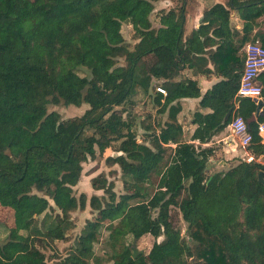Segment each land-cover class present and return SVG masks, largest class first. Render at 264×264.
Masks as SVG:
<instances>
[{"label": "trees", "instance_id": "trees-1", "mask_svg": "<svg viewBox=\"0 0 264 264\" xmlns=\"http://www.w3.org/2000/svg\"><path fill=\"white\" fill-rule=\"evenodd\" d=\"M155 1L0 0V204L11 207L14 217L4 238L9 240L0 245V264H48L35 237L67 239L71 213L86 206V195L73 191L82 164L107 148L117 154L105 162L117 164L136 188L116 195L103 173L93 177V188L108 197H90L98 215L55 264H91L103 219L107 243L119 251L106 264H264V187L257 179L260 171L264 176V162L256 159L264 155L257 135L264 79L263 113L249 121L258 105L249 97L238 98L233 113L244 47L257 39L264 47V32L253 31L264 15V0L215 3L185 38L184 9L174 17L161 13L154 25ZM231 10L242 18L241 30L231 27ZM123 22L132 26V46L122 34ZM209 35L217 39L215 47H205ZM149 54L156 59L147 68ZM209 60L223 78L202 96L200 106L211 111L195 112L193 136L207 140L237 113L252 137L253 158L225 171L210 172L211 149L181 141L176 120L179 100L200 96L197 82L182 70L192 61L207 66ZM82 68L88 74H81ZM151 75L168 79L162 82L166 94L154 99L168 120L153 149L139 144L133 120L124 115L133 90L147 91ZM59 102L88 108L62 118L47 110ZM168 142L176 146L165 162L162 144ZM153 170L166 201L142 188ZM180 219L188 224L190 242L177 229ZM145 234L154 238L149 258L143 252L132 257L127 238Z\"/></svg>", "mask_w": 264, "mask_h": 264}, {"label": "rangeland", "instance_id": "rangeland-1", "mask_svg": "<svg viewBox=\"0 0 264 264\" xmlns=\"http://www.w3.org/2000/svg\"><path fill=\"white\" fill-rule=\"evenodd\" d=\"M160 4H154V9L150 15V18L154 25L159 24V17L161 13L166 14L165 8H159L158 6ZM164 5V3L161 4V6ZM173 5V6H172ZM171 7L176 9V14L180 12L181 9L189 10L193 7V0H185L184 2L182 0H175L173 1V4ZM122 34L124 36V39L126 43H128L130 46H132L136 42V38L134 36V32L132 29V26L127 23L123 22L121 27ZM258 40V39H257ZM256 41V40H255ZM259 41V40H258ZM260 42V41H259ZM118 63L123 64L124 60L122 57L118 59ZM81 74H88V71L86 69H83L80 71ZM259 81H263L264 74L259 75ZM136 102L134 104L128 103L124 106V115H134L135 116V126L134 128L139 133V138H142V132L140 128L141 121L146 117V120L150 117H158V113L156 111V107L154 104L145 96V94L142 93L141 90H139L135 96L133 97ZM86 108H88V105L83 103L80 106H75L73 104L66 105L63 102H59L58 104H48L47 110H55L59 112L62 118H68L72 116L81 115ZM148 115V117H147ZM155 115V116H153ZM165 117L162 116V118ZM145 120V121H146ZM231 131L229 128H226L224 130V135L227 136L230 134ZM221 143V142H220ZM238 144V143H237ZM217 145V143H215ZM239 145V144H238ZM240 146V145H239ZM216 148L218 146H215ZM170 152V150H167ZM167 152V153H168ZM116 155L117 153L113 151L111 148H107L103 153H99L97 150V154L95 157V160L88 159L86 162L82 164V172H84V175L80 176V181L73 187L74 194L76 197L79 196L81 192H84L86 195V207L84 209L78 208L75 211L71 213V219L72 223L67 226V239H56V240H45L43 237L35 238V243L37 247L45 254V259L48 264H55V261H60L64 258V256L68 253L71 245L73 244L76 237L80 234V232L83 230L84 226L87 223H90L93 221V219L98 215L96 210H93L89 205V200L92 195L97 194L98 196H104L108 197L106 193L103 192L102 189H93L91 187V180L89 175H98L100 173H103L106 178L113 183V191L116 193V195H119L121 193L126 192H132L135 190L136 185L133 184L130 181V177L127 175L122 174L120 167L117 164H109L106 163L105 158L107 155ZM214 160L210 163V172L214 171H225L234 164L238 163L240 160H245L246 156H235L232 158H226L224 154L214 153ZM257 160L264 162V155H260L256 158ZM221 160L225 161L226 163H223L221 165ZM94 163V164H93ZM81 172V174H82ZM91 172V174H90ZM156 184V178L153 177L151 179V182L148 186H142V188H148L147 191L151 193V195L158 199L159 201H166L167 196L165 194V191H163L160 188L155 187ZM57 209H49L48 213L50 215H54ZM42 218V215L39 217V219ZM103 224L99 227V239L94 243L93 251L94 256L91 259V264H106L109 255L113 254L116 251L112 248V246L107 243V234L108 231L105 229L106 227V221L107 219H103ZM14 226V217H13V209L11 207H4L0 204V240L4 241V238H6V235L8 233V228ZM19 231H21V228H17ZM177 229L180 231L181 235L184 238L185 242H190V237L188 233V224L184 220L180 219L177 223ZM158 239H161L159 237ZM134 239L132 240L130 237L127 238V243H129L130 248L133 243ZM154 242L153 236L150 234H145L141 236L139 239L136 240L137 249L141 250L145 254V259L147 260L150 256V249L152 247V244ZM118 250V249H117ZM132 250V249H131Z\"/></svg>", "mask_w": 264, "mask_h": 264}, {"label": "crops", "instance_id": "crops-1", "mask_svg": "<svg viewBox=\"0 0 264 264\" xmlns=\"http://www.w3.org/2000/svg\"><path fill=\"white\" fill-rule=\"evenodd\" d=\"M173 1H175V0H157L154 2V4L155 5L157 3L160 4V5H158V6H160L159 8H165L166 9L165 12H166L167 16L174 17L177 14H176V9H174V7L173 8L171 7V5L173 4ZM227 1L228 0H193V7L190 8L189 10H184V14H185V23H184V28H183L184 38L189 33H191V31H193V29H196L200 25L201 20L203 18V12L206 9H208L209 7H211L215 3H221V4L226 5ZM162 3H164V5L161 6ZM258 23H259V25L255 26L253 31L255 32V31L259 30L261 32H264V15L258 20ZM230 25H231V27L236 28L238 30H241V28L243 26V20L235 10L230 11ZM216 44H217V39L214 36L209 35L205 41V47L206 48L207 47H215ZM155 59L156 58L153 54H149V55L144 57V61H145L147 68H149L154 63ZM206 68L207 69L209 68L211 71H209L208 73L205 72L204 69H206ZM263 72L264 71H261L260 74ZM182 74L184 77L190 78V79L197 82L198 87H199V91H200V96H198V97H183L179 100V112L176 115V120H177V124L180 126V140L183 142L193 144L196 147V149H203V148H210L211 149L210 154L208 155V160H207V166H208L207 168L209 170H210V166H211L210 163L214 160V157H213L214 153L224 154L226 156V158H232L235 156H241V157L246 156L245 160L252 159L253 154L248 149V146H245V147L241 146L239 144L237 138L235 136H233L232 133L228 134L227 136L224 135V130L226 128H229V130H230V126H229L230 122L223 130L216 132L207 140L199 141V139H197L193 136L194 132L197 128V123L194 122L195 112L198 111L201 113H208L211 111L209 108H203L200 106V100H201L202 96L205 93H207L223 77L220 74L214 72L213 64L210 60L208 61L207 66H204L203 64H200L196 61H192L190 65H187L182 70ZM164 79H166V78L161 77V76L151 75L148 90L146 91L139 86L136 87L133 90V94H132L131 100L129 102L131 104H134L136 102V100L133 97L135 96V94L139 90H141L142 93L145 94V96L156 107V111L159 114L158 117H155V118L150 117L149 118L147 115V117L149 119L146 120V117H144V119H142V121H141L142 128H140V130L142 132V138H139V133L134 128L136 130L137 141L139 142V144H141L147 148H151V149H153V146H152L153 145L152 144L153 139L155 138V136L156 137L159 136L161 127L164 126L165 122L168 120V112L165 111L164 113H160L159 112L160 104H157L154 102L155 97L158 96L159 94H162V93H159L156 91V87L159 85L163 87L162 82L164 81ZM166 80H168V79H166ZM257 80L259 81V78H257ZM259 83H261V82L259 81ZM162 95H165V94H162ZM238 101L239 100L235 97V102H234L235 105H234L233 113H234L236 107L238 106ZM129 114L130 113L128 112V117H130L133 120V122H134L133 127H134L136 124L135 116L132 114L131 115H129ZM164 115H165V117L162 118V116H164ZM153 116H155V115H153ZM215 143H217V145H215ZM175 146H176V143H174V142H168V143L162 144V147L164 148L163 156H164L165 162L170 161V159L174 153ZM215 146H218V147L216 148ZM167 150H170V152H168ZM110 155H113V154H110ZM107 156H109V155H107ZM92 160H95V158ZM223 163H226V162L221 160V165H223ZM90 174H91V172H90ZM83 175H84V172H82V174H80L81 177ZM95 176L96 175H94V173H92V175H89L90 180ZM153 177L156 178L155 187L160 188L157 186L158 180H159V173L154 171V170L151 171L148 174V176L143 180V185L145 184L144 185L145 187L148 186ZM78 181H80V177H79ZM91 187L93 188L92 182H91ZM160 189H162L164 191L163 188H160ZM81 193H84V192H81ZM95 195H97V194H95ZM154 199H156V198H154ZM156 200H158V199H156ZM51 204L54 206V204L52 202H51ZM4 207H7V206H4ZM84 208H82V209H84ZM96 212L98 214V211H96ZM35 238H39V237H35Z\"/></svg>", "mask_w": 264, "mask_h": 264}, {"label": "built area", "instance_id": "built-area-1", "mask_svg": "<svg viewBox=\"0 0 264 264\" xmlns=\"http://www.w3.org/2000/svg\"><path fill=\"white\" fill-rule=\"evenodd\" d=\"M246 56L238 70L236 81V95L240 97H249L252 99H262V86L257 80L261 71H264V47L256 40L247 43L244 47ZM156 91L166 94L164 87L157 86ZM230 131L235 136L239 144L243 147L251 144V133L248 129L246 120L240 114H233L230 121ZM257 135L260 143L264 144V118L257 123Z\"/></svg>", "mask_w": 264, "mask_h": 264}, {"label": "water", "instance_id": "water-1", "mask_svg": "<svg viewBox=\"0 0 264 264\" xmlns=\"http://www.w3.org/2000/svg\"><path fill=\"white\" fill-rule=\"evenodd\" d=\"M255 100H256V99H255ZM256 101H257V103H258L257 108H256V111H255L254 114L251 116V118L249 119V121L255 120V119H256V116H257L259 113H263L262 109L260 108V107H261V104H262V102H263V100H262V99H257ZM230 113H231V110H229V111L227 112L226 117H228V116L230 115ZM249 121H248V122H249ZM257 179H258V182H259L260 184H262L263 187H264V176H263V172H262V171H260V172L258 173V177H257ZM8 240H9L8 238H7L6 240H4V241H1V240H0V245L2 246V245L5 244ZM131 249H132V257H136V255H137L138 253L141 252V250H138V249H137L136 239L133 241V243H132V245H131Z\"/></svg>", "mask_w": 264, "mask_h": 264}]
</instances>
